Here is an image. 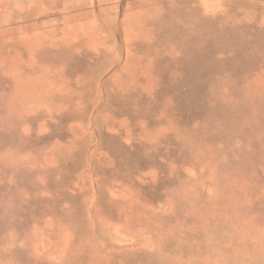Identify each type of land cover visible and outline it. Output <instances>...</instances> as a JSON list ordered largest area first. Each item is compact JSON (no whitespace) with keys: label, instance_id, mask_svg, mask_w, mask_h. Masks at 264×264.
I'll return each instance as SVG.
<instances>
[{"label":"rangeland","instance_id":"rangeland-1","mask_svg":"<svg viewBox=\"0 0 264 264\" xmlns=\"http://www.w3.org/2000/svg\"><path fill=\"white\" fill-rule=\"evenodd\" d=\"M0 264H264V0H0Z\"/></svg>","mask_w":264,"mask_h":264}]
</instances>
